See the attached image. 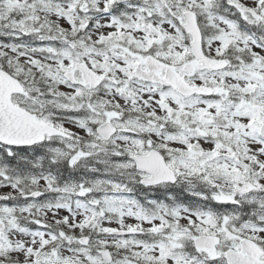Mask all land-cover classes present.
Segmentation results:
<instances>
[{"label": "snow or ice", "instance_id": "1", "mask_svg": "<svg viewBox=\"0 0 264 264\" xmlns=\"http://www.w3.org/2000/svg\"><path fill=\"white\" fill-rule=\"evenodd\" d=\"M0 264H264V0H0Z\"/></svg>", "mask_w": 264, "mask_h": 264}]
</instances>
